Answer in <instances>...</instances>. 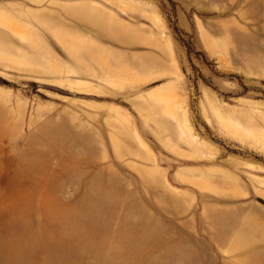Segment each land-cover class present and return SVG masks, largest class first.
<instances>
[{
	"label": "rangeland",
	"instance_id": "obj_1",
	"mask_svg": "<svg viewBox=\"0 0 264 264\" xmlns=\"http://www.w3.org/2000/svg\"><path fill=\"white\" fill-rule=\"evenodd\" d=\"M0 264H264V0H0Z\"/></svg>",
	"mask_w": 264,
	"mask_h": 264
},
{
	"label": "water",
	"instance_id": "obj_2",
	"mask_svg": "<svg viewBox=\"0 0 264 264\" xmlns=\"http://www.w3.org/2000/svg\"><path fill=\"white\" fill-rule=\"evenodd\" d=\"M47 87H50V88H54V89H56V90H58V91H61V92H66V91H63L62 89H60V88H57V87H54V86H50V85H46Z\"/></svg>",
	"mask_w": 264,
	"mask_h": 264
}]
</instances>
